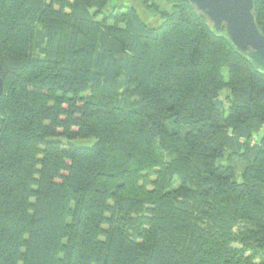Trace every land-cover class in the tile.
<instances>
[{
  "label": "trees",
  "instance_id": "obj_1",
  "mask_svg": "<svg viewBox=\"0 0 264 264\" xmlns=\"http://www.w3.org/2000/svg\"><path fill=\"white\" fill-rule=\"evenodd\" d=\"M111 1L0 0V264H264V74Z\"/></svg>",
  "mask_w": 264,
  "mask_h": 264
},
{
  "label": "water",
  "instance_id": "obj_2",
  "mask_svg": "<svg viewBox=\"0 0 264 264\" xmlns=\"http://www.w3.org/2000/svg\"><path fill=\"white\" fill-rule=\"evenodd\" d=\"M183 1L203 17L214 36H223L236 53L264 74V35L257 24L253 0ZM3 91L0 78V97Z\"/></svg>",
  "mask_w": 264,
  "mask_h": 264
},
{
  "label": "rangeland",
  "instance_id": "obj_3",
  "mask_svg": "<svg viewBox=\"0 0 264 264\" xmlns=\"http://www.w3.org/2000/svg\"><path fill=\"white\" fill-rule=\"evenodd\" d=\"M119 1H120V6L133 7L137 17L148 28L155 29L161 24L162 21L159 15L155 12L149 11L146 7H144L143 0H119ZM152 1L155 2L156 5H160L161 9H169L171 6V3L173 2V0H167V1L166 0H152ZM116 3H117V0H112L108 8H111ZM101 18L102 17H99L98 19L101 20ZM220 98L221 99L223 98V94L220 95ZM176 132H178L180 135H183L185 132V128L176 129ZM262 135H263L262 132L256 134L251 141V146L255 145L259 141V139L262 137ZM171 159L172 157L170 156L167 157L168 162ZM223 161L234 167L235 172L237 174V179L239 180V177L242 175L245 169L244 167L245 165L243 164V161H241L239 157L232 155L230 153H227V152L223 157Z\"/></svg>",
  "mask_w": 264,
  "mask_h": 264
}]
</instances>
